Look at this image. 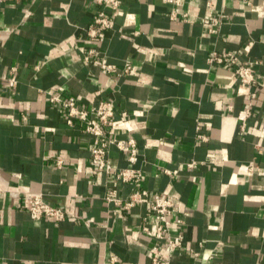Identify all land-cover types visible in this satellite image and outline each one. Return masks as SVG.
Segmentation results:
<instances>
[{
    "label": "crops",
    "instance_id": "obj_1",
    "mask_svg": "<svg viewBox=\"0 0 264 264\" xmlns=\"http://www.w3.org/2000/svg\"><path fill=\"white\" fill-rule=\"evenodd\" d=\"M102 9L94 0H0V79L16 81L0 80V264H150L155 246L166 256L142 232L156 227L149 204L105 200L136 188L173 203L170 233L183 244L170 264H264V0H121L112 27L89 39ZM89 49L97 55L86 62ZM212 51L259 62L245 122L249 98L234 66L208 64ZM51 98L85 110L111 102L113 121L125 113L110 132L135 141L141 182L116 180L129 164L115 147L112 173L98 171L92 136ZM26 193L65 218L31 219Z\"/></svg>",
    "mask_w": 264,
    "mask_h": 264
},
{
    "label": "built area",
    "instance_id": "obj_2",
    "mask_svg": "<svg viewBox=\"0 0 264 264\" xmlns=\"http://www.w3.org/2000/svg\"><path fill=\"white\" fill-rule=\"evenodd\" d=\"M3 1V0H1ZM98 5L102 6L94 17L92 23L86 29V34L89 39H96L102 31L109 30L113 25V18L119 14V7L121 0H94ZM107 8L110 14L104 11ZM223 17H214L210 19L207 33L215 35L218 27L222 22ZM250 46L252 43L249 44ZM97 52L89 49L84 55V61H89L92 57L96 56ZM209 65H223L225 63L234 66V76L238 80L240 87L243 89L244 94L249 98L247 106L244 110V117L242 122L250 116V111L253 102L257 98V93L252 90L257 84L255 74V67L259 65L258 61H249L245 63L238 62L237 56L229 51L216 52L212 51L207 59ZM101 68L109 73H115L116 67L114 65L102 64ZM130 66L123 69L124 73H128ZM2 82L6 84L7 88H13L16 81L10 77H1ZM52 103H59L63 107L67 116V124L71 125L72 120L76 119L83 123L84 132L93 138L91 148V158L95 163L96 169L106 174L112 173L113 169L106 160V155L110 147L117 148L121 153L127 157L129 166L124 169L114 172L116 180L121 183L138 185L142 179V171L135 168L137 163V147L133 139H119L112 135L111 129L123 126L125 113L121 115L122 120L113 121V110L111 102H100L96 106L85 110L76 106L73 101L62 102L58 98H51ZM62 164L61 160H57L56 165L59 167ZM194 164H189L193 167ZM165 174L174 175L176 172L165 171ZM16 197L17 194H11ZM105 200L108 204L115 207L129 210L137 205L149 204L150 214L156 222V227L153 231L149 227L143 226L142 232L152 239L160 242L165 249L166 256H163L158 247H152L149 250L150 264H170V259L173 254L182 247L183 236L181 233L172 235L170 228L172 226L171 217L173 203L162 194H149L146 190L136 188L131 193L130 197L126 200L117 198L115 191H110ZM23 202L26 211L33 220L50 219L55 222H60L65 218L63 209L55 207L44 200L42 194L39 193H26L23 195ZM175 225H181V220H176ZM111 264H116V259L110 260Z\"/></svg>",
    "mask_w": 264,
    "mask_h": 264
},
{
    "label": "clouds",
    "instance_id": "obj_3",
    "mask_svg": "<svg viewBox=\"0 0 264 264\" xmlns=\"http://www.w3.org/2000/svg\"><path fill=\"white\" fill-rule=\"evenodd\" d=\"M205 259H206V260L208 259V255L205 256Z\"/></svg>",
    "mask_w": 264,
    "mask_h": 264
}]
</instances>
